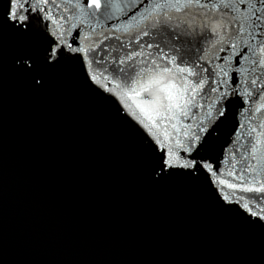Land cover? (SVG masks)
I'll list each match as a JSON object with an SVG mask.
<instances>
[{
  "label": "water",
  "instance_id": "water-1",
  "mask_svg": "<svg viewBox=\"0 0 264 264\" xmlns=\"http://www.w3.org/2000/svg\"><path fill=\"white\" fill-rule=\"evenodd\" d=\"M90 2L23 0L16 11L0 0V264H264V193L219 183H240L228 173L249 164L264 168L252 159L257 138L264 156V80L245 83L264 69L232 83L245 45L205 29L218 15L207 8L137 25L132 17L158 0ZM218 65L228 77H216ZM164 67L177 83L207 82L187 116L153 114V126L136 108L150 97L125 93ZM200 128L191 156L211 171L167 167L169 149L191 158L184 149Z\"/></svg>",
  "mask_w": 264,
  "mask_h": 264
},
{
  "label": "snow or ice",
  "instance_id": "snow-or-ice-1",
  "mask_svg": "<svg viewBox=\"0 0 264 264\" xmlns=\"http://www.w3.org/2000/svg\"><path fill=\"white\" fill-rule=\"evenodd\" d=\"M47 0H45V3ZM15 5L16 11H23V0H10V8L12 5ZM210 5V7H209ZM89 9L95 8L99 9L101 7L100 0H91L87 4ZM108 9L116 7L112 0H108ZM199 9H209L210 12L218 13L214 16L211 21L202 22L205 29L208 28L209 23H211L210 31L212 34H217L218 30L223 31L226 34H229V38H235V41L242 42L245 47L244 49L237 54L235 63L237 68L232 76V83L239 86L240 85V76L248 73L249 71L255 73L257 68L264 69V0H158L151 8L150 11H147L146 15L140 16L137 20L135 16L132 17V20L136 22L137 25L152 19L156 21V25L161 23L164 26H167L168 23L172 20L171 12L181 13L191 8ZM16 11L12 12V16L15 19H20L17 16ZM230 13V19H225V16ZM189 29L193 28L192 24H189L185 21ZM154 25V26H156ZM123 30L127 32L132 24L122 25ZM143 35H148L147 32H144ZM179 37L177 36V39ZM219 39L222 41L225 39L224 35H219ZM151 47V46H149ZM230 47L235 49L237 43L233 42ZM84 51V49H80ZM249 53H251L252 59H249ZM135 55L139 56L141 53H136ZM52 58V53L50 51L49 59ZM129 60L133 59V56H128ZM225 63H228V58H224ZM241 60L248 62L249 67L241 66ZM170 61V63H173ZM123 63V61H121ZM255 66V67H253ZM219 71L215 73L216 77L219 78L220 74H223V77H228L229 72L225 70L222 66H217ZM157 68L159 66L157 65ZM202 71H206L202 70ZM175 72L178 73H187L188 76L198 75L193 72L192 69L188 67H179L175 68ZM188 76L183 77L182 83H177L174 79L173 69L169 67H164L163 69L156 71L154 74L149 75L142 82L137 80L133 82V86L130 88L126 95L132 97H139L142 94H147L149 99L143 100L142 102L136 103V108L139 109L140 113L151 122L153 126L156 125L155 117L175 119L174 110H179L183 115L187 116V112L184 111L189 104H192L195 100V95L199 89H202L207 82L206 80H199L197 84L193 85L191 81L188 80ZM95 79V77H93ZM258 80H264V75H258L255 79L250 81L245 78V83H250L252 86H256ZM213 83H216L214 80ZM228 80L223 79L219 81L217 87L211 88L212 92H219L220 86L227 84ZM119 87V85H117ZM191 90V99L185 100V94L189 93ZM226 93H221L223 97ZM250 95V93H249ZM135 102V101H134ZM183 104V107H182ZM260 108H264V104L260 105ZM260 108H257V111H260ZM165 114H171L166 116ZM219 115H224L220 112ZM212 118V109L209 108L207 113V119L211 120ZM175 127V125H173ZM201 135L193 134L192 148H185L184 150L188 152L190 159H178L176 155L172 152L171 149L168 150V158L164 161V164L167 167H183V168H192L194 171L199 170V168H211L207 164L201 165L197 160L196 156H191V152L195 150V141L202 139V134L207 131L206 128L199 129ZM255 131V129H253ZM185 136H188V132L185 131ZM210 135V133H209ZM261 140L257 138L255 144L252 146V159L257 161L259 165L264 156L257 157V153L260 152L259 145ZM184 147V145H180ZM261 171H264V168H257L251 164L248 165L247 169H241L239 175L235 171L229 172L230 177H234L240 183L228 182L225 180H220L221 185H225L229 189H239L241 192H257L264 193V183L260 182ZM248 173H254L255 175L249 176ZM257 185H259L257 187ZM227 199V197H225ZM243 199V197H241ZM246 209H249L248 204H244ZM251 211V209H249ZM256 215L255 212L252 213Z\"/></svg>",
  "mask_w": 264,
  "mask_h": 264
}]
</instances>
